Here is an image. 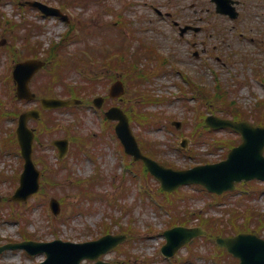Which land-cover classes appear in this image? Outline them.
<instances>
[{"label":"rangeland","instance_id":"rangeland-1","mask_svg":"<svg viewBox=\"0 0 264 264\" xmlns=\"http://www.w3.org/2000/svg\"><path fill=\"white\" fill-rule=\"evenodd\" d=\"M27 1L35 0H0V126L4 128H0V172L3 175L0 178V195L6 199L14 193V178L22 172L24 165L20 151L17 153L15 147L10 148L5 143L8 140V144H12L11 135L18 125V119L10 112H20L38 106V101L26 104L13 98L14 83L10 81L11 73L16 60L23 54L18 30L13 27L16 21L24 20V25L39 33L36 37H39L45 49L52 41L63 40L65 33L72 26V37L65 40L61 52L68 60L83 58L84 54H90L94 49H112V46H108L111 38L114 43H120V47L124 45L129 48V57L133 56L132 52L137 51L139 45V42H134L129 46L134 36L155 45L167 63L162 66L142 52L138 70L149 78L143 83V90L158 99V102L144 109L137 89L127 85V96L120 100L119 105L132 114L139 115L148 111L161 117L160 126L149 122L141 124L137 119L140 125L134 123V130L138 138L141 136L153 140L158 145L161 150L157 155L158 160L179 168H188L205 160L211 161L224 153H212L207 142L201 145H197L195 141L190 142L188 153L181 149L182 139L190 136L196 128L201 111L205 114L214 111L219 115H230L221 102L212 99L210 100L216 103H209L210 108L201 107V111L196 110L200 101L193 93L186 95L183 92V87L189 88L184 76H189L212 92L215 91L216 81L219 80L229 92L230 98L236 100L241 109L249 113L255 110L260 99L264 97V76L257 74L258 70H264V0H246L247 8L243 10L240 21L232 25L230 20L219 17L214 8L209 10L208 5L200 7L197 12L193 11L190 8L192 0H37L59 8L64 5L63 2L69 3L65 9L69 16L68 22L59 17L44 16L38 9L29 6ZM156 8L173 13L175 19L183 24L195 21L203 27V32L196 37L190 35L182 40L170 20L158 18ZM237 32L240 36L236 35ZM197 51L200 53L199 57L195 54ZM39 57L45 58L46 53L40 52ZM51 67L53 66L49 65L34 78L32 88L35 92H38L37 88L41 90V86L46 85L54 72ZM69 73L70 80H79V72L75 67L71 66ZM108 73H112L113 77L120 75V78H127L131 85L135 83L129 71L120 69V64L112 72H103V76L107 77ZM103 81L104 84L97 90L101 95L108 94L111 85L110 83L104 88L108 78ZM111 104L109 101L105 109ZM1 110L7 115L2 117ZM104 110L96 111L90 104H86L82 108L45 116L41 124L30 123L32 128L40 130L50 116L46 125L55 123L52 132L41 136L45 145L36 153L40 162L39 168L46 174L51 168L55 172L50 173L44 193L33 197L24 207L9 205L7 201L1 204L0 242L7 243L9 240L18 241L22 238V224L10 219V210L15 208L29 216L27 233L39 237L42 241L58 238L82 242L101 237L102 226L105 224L113 226L115 232H124L122 230L130 227L133 234L129 233V241L122 249L109 254L107 260L120 264H178L175 260L186 255L188 249L171 260L165 259L161 254L165 243L163 232L169 228L172 213L161 205V197L156 196L159 188L156 181L145 179L132 170L127 171L126 164H130L131 159L126 158L116 139L114 144H109L113 134L104 138L109 131L108 128L104 130ZM174 121L182 122L180 130L171 127ZM69 136L75 143L80 137L86 139V146H83L81 151L86 148L87 150L77 158L76 145L73 143L68 157L58 160V152L51 146V141ZM93 137L100 141V145H95ZM42 155L48 158V164ZM97 173L101 178H105L101 187H97L99 199L86 201L82 206L83 211H80L81 208L75 211V205L81 201V195L79 187L74 186ZM146 189L149 195L143 194ZM251 189L253 196L256 192L254 188ZM243 191L238 190L223 200H218L199 187H185L180 194L186 195L187 198L180 201V209H189L191 212L205 211L206 215L228 221L231 213H227L225 209H236L235 204L244 197ZM51 197L63 199L66 204L63 207V219H52L49 209ZM250 205L254 207L251 210L252 220L256 221L258 213H264V192L256 195ZM235 211L242 214L241 217L245 212L241 209ZM194 248H201L204 255L211 250L215 251L213 243L203 238ZM41 260L42 257H31L18 250L0 256V264H37ZM192 260L194 262L183 264H227L222 258H198L196 253H193Z\"/></svg>","mask_w":264,"mask_h":264},{"label":"water","instance_id":"water-1","mask_svg":"<svg viewBox=\"0 0 264 264\" xmlns=\"http://www.w3.org/2000/svg\"><path fill=\"white\" fill-rule=\"evenodd\" d=\"M39 7L41 4L35 3ZM47 12H55L44 8ZM58 13V11H57ZM43 66V63L38 60H31L17 66L15 78L18 81V96L20 98L32 99L34 95L31 93L28 83L34 73ZM123 93V87L120 82L116 83L111 89L112 96H118ZM102 99L95 100L97 105H100ZM43 105L47 108L63 107L78 104V100H59V99H44ZM115 113V114H114ZM30 116H36L33 111L27 112L21 116V125L18 130L19 140L23 148V155L26 158V171L22 176V187L17 192V198H24L30 193L36 192L39 186L38 172L32 163V141L33 134L27 128V120ZM110 118H119L120 125L117 127L118 132L126 145L127 152L134 155L136 159H142L150 168L151 172L161 180L163 188L173 190L184 183H202L211 191L223 192L225 190L234 189L235 182L242 179L249 180L257 177L264 179V161L263 164L258 160V156L264 149V133L262 130L253 128L248 123H234L228 120L209 118L208 122L217 127L231 126L236 130L246 134L245 143L235 149L226 162L217 165H208L196 167L188 171H173L160 166L158 163L147 158L142 154L138 145L132 136L128 125V118L117 109L108 113ZM250 133L248 136L247 134ZM260 135V137H259ZM256 141H260L257 144ZM52 208L59 212L58 203L53 200ZM200 229H185L179 228L170 236V245L168 251L172 249L174 239L175 243L183 237L190 239L198 234ZM102 239L97 242H87L83 244L64 243L55 241L52 243H30L23 244L21 247L27 248L31 253L46 252L48 260L44 264H80V261L85 258L92 260L97 259L102 253L106 252L103 249L95 252L102 246ZM122 240H120L121 242ZM221 246L227 247L235 256L241 259L240 264H264V240L250 234H241L234 238L218 239ZM16 248L17 246H11ZM97 264H104L98 262Z\"/></svg>","mask_w":264,"mask_h":264},{"label":"flooded vegetation","instance_id":"flooded-vegetation-1","mask_svg":"<svg viewBox=\"0 0 264 264\" xmlns=\"http://www.w3.org/2000/svg\"><path fill=\"white\" fill-rule=\"evenodd\" d=\"M194 34V33H193Z\"/></svg>","mask_w":264,"mask_h":264}]
</instances>
